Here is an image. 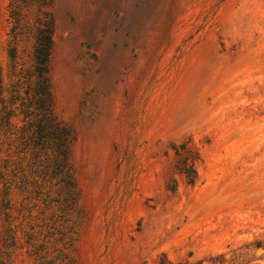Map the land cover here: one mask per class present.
<instances>
[{"label":"rangeland","instance_id":"obj_1","mask_svg":"<svg viewBox=\"0 0 264 264\" xmlns=\"http://www.w3.org/2000/svg\"><path fill=\"white\" fill-rule=\"evenodd\" d=\"M51 1L49 77L75 134V186L53 169L48 210L12 194V264H38L27 223L47 264H264V0Z\"/></svg>","mask_w":264,"mask_h":264},{"label":"trees","instance_id":"obj_2","mask_svg":"<svg viewBox=\"0 0 264 264\" xmlns=\"http://www.w3.org/2000/svg\"><path fill=\"white\" fill-rule=\"evenodd\" d=\"M51 0H10L12 22L8 58L10 70L0 72V155L3 214L0 225V264H12L11 254L17 244L21 223L10 214L11 196L16 191L25 194L28 203L39 197L48 210V191L42 192L53 169L64 177L61 189L75 186L71 165L73 130L55 113L49 77L50 54L53 46L54 19ZM180 174L188 184L197 180L195 154L186 146L176 149ZM40 181V183H38ZM64 183V182H63ZM42 189V190H41ZM174 190V188H173ZM32 205L29 209L35 208ZM23 238L38 264H47L48 253L42 255L29 223ZM43 235V249L47 238ZM52 244V242H51ZM59 258V257H55Z\"/></svg>","mask_w":264,"mask_h":264}]
</instances>
